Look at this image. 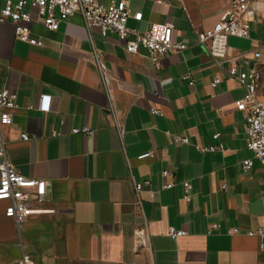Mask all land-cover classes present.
Returning a JSON list of instances; mask_svg holds the SVG:
<instances>
[{
  "label": "crops",
  "instance_id": "crops-1",
  "mask_svg": "<svg viewBox=\"0 0 264 264\" xmlns=\"http://www.w3.org/2000/svg\"><path fill=\"white\" fill-rule=\"evenodd\" d=\"M127 1L129 29L144 32L152 23L173 22V38L187 48L167 53L157 69L146 50L128 53L117 35L87 28L80 14L49 30L31 8L29 26L40 46L17 39L11 20L0 21V90L7 88L18 105L0 108L13 120L2 125L6 154L23 175L48 180L44 199L27 201L20 228L0 201V264L23 252L36 264H264L259 239L246 234L264 226L263 166L254 159L242 169L243 160L253 158L235 106L246 89L215 65L195 33L212 27L232 0ZM4 5L0 0V12ZM252 6L249 37H228L224 67L255 65L251 51L264 45V0ZM94 51L109 70L108 89ZM216 76L222 80L213 87ZM41 94L52 96L47 112L39 109ZM83 126L93 129L92 136L72 133ZM57 128L61 134L53 136ZM216 132L224 149L199 150L218 142ZM149 152L153 156L139 158ZM145 179L140 209L134 182ZM185 180L192 183L190 201L183 198ZM166 182L174 186L164 188ZM210 222L221 228L209 232ZM170 226L187 233L172 238ZM231 227L240 233L227 234ZM141 228L149 243L137 247Z\"/></svg>",
  "mask_w": 264,
  "mask_h": 264
},
{
  "label": "built area",
  "instance_id": "built-area-1",
  "mask_svg": "<svg viewBox=\"0 0 264 264\" xmlns=\"http://www.w3.org/2000/svg\"><path fill=\"white\" fill-rule=\"evenodd\" d=\"M253 0H232L230 8L224 12L221 18L210 28L195 29L197 42L205 47L211 56L215 65L221 68L230 78H235L238 83L245 87L246 93L240 100L236 101V109L242 112L245 119V128L247 134V148L253 152V158H247L242 162L243 171L249 170L254 163V159L260 161L264 169V99L260 96L263 83L264 67V45L254 51H251L255 60L254 67L250 69H239L236 63H230L227 67L223 66L225 60H230L228 54V37L236 36L248 38L251 30V23L255 20ZM31 8H35L37 19L41 20L44 26L49 30H56L61 21L68 20L75 14H80L87 28H97L103 35L113 33L124 42L125 49L130 54H137L141 49L148 52V55L155 68H160L161 59L169 52L181 51L187 48V44L175 40L173 31L175 25L173 22L152 23L144 31L131 30L127 27V19L131 15V10L127 0H111L104 4L99 0H5V5L0 12V21L11 20L14 25L15 37L21 41L32 45H42L43 42L37 38L29 23L34 21ZM135 18L141 19L142 12L133 14ZM248 52L243 53L247 55ZM94 58L97 68L100 72L104 86L108 89L111 77L103 56L94 51ZM189 74H184L183 79H189ZM222 80L216 76L211 82V86H216ZM192 85L193 81L190 80ZM51 95L41 94L39 109L49 111L51 108ZM16 102L11 98L7 88L0 90V108L15 109ZM153 114L160 113L156 108H152ZM115 127L122 137L124 128L118 117L115 115ZM12 114L9 111H0V201L4 200L7 205L4 214L13 218L18 228L25 221L27 216V201L34 198L41 202L47 192L48 180L44 178L27 177L20 173L7 157L5 145L2 138V125L12 123ZM72 133H84L92 136L93 129L89 126L81 128L75 127ZM53 136L61 134L57 128L51 133ZM218 140L216 144L208 147L197 146L201 151L223 150L224 143L221 141V133L216 132L213 135ZM21 138L29 140L27 133H22ZM177 142H188L185 136H175ZM153 156V152L145 153L139 156L140 159ZM169 169H164V176L170 175ZM149 180L134 182V190L137 206L142 209L141 192ZM185 201H190L192 183L188 180L182 182ZM172 182H166L164 188H172ZM223 187H225L223 185ZM155 194L150 191L151 197ZM219 222H210L208 231L219 230ZM168 235L172 238L184 236L187 232L183 229H177L173 226L168 228ZM229 235L240 233L238 227H231L226 231ZM248 236L259 239V248L264 250V226H258L246 231ZM148 235L145 228H141L136 233V244L139 246L148 245ZM1 264H36L30 254L25 252L12 261H5Z\"/></svg>",
  "mask_w": 264,
  "mask_h": 264
},
{
  "label": "rangeland",
  "instance_id": "rangeland-1",
  "mask_svg": "<svg viewBox=\"0 0 264 264\" xmlns=\"http://www.w3.org/2000/svg\"><path fill=\"white\" fill-rule=\"evenodd\" d=\"M261 94L264 95V79H263V83H262V87H261Z\"/></svg>",
  "mask_w": 264,
  "mask_h": 264
}]
</instances>
